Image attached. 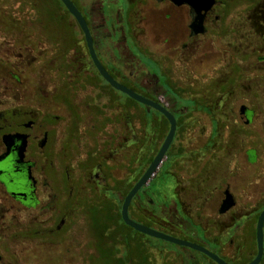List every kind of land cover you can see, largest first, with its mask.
Instances as JSON below:
<instances>
[{
  "label": "flooded vegetation",
  "instance_id": "af4514ba",
  "mask_svg": "<svg viewBox=\"0 0 264 264\" xmlns=\"http://www.w3.org/2000/svg\"><path fill=\"white\" fill-rule=\"evenodd\" d=\"M128 1L129 7L121 22L109 18L97 24L92 22L82 0H75V4L88 22L96 53L108 72L119 83L147 95L176 117V135L165 161H169L171 155L181 153L177 167L187 153L179 138L194 124L195 116L205 113L201 110L208 111L217 106L210 97H204V92L220 91L222 76L234 86L231 78L236 72L240 76L243 74L236 66L238 59L264 61V0H208L200 9L204 28L200 33L191 27L195 14L190 4L153 0L152 13L160 16L163 23L169 21L177 26L171 32L165 30L166 27L158 30L155 21L154 37L150 42L136 37L132 19L133 12L139 11V4L144 0ZM140 19L144 20V17ZM70 26L81 34L82 41L79 40L71 49L70 69H58L54 60L53 74L48 77L51 85L45 88L33 81L26 69L22 71L27 59V43L18 55L24 58L20 79H17L18 75L13 78L9 72L8 61L12 56L0 54V249H6L9 258L12 257L9 249H28L29 238L37 241L46 238L53 244H59L61 234L74 221L91 219L88 207L106 201L111 190H116V195L123 198V191L132 189L141 178V110L146 106L117 91L101 77L75 18ZM115 26H121L119 31H113ZM95 27L98 31H109L114 42L110 49L116 52L118 64L112 59L106 61L110 51L104 48L103 39H98ZM118 33L120 35L115 39L113 36H118ZM124 42H127V48ZM205 46H211L216 54L210 60H206L205 55L212 52L202 50ZM238 47H244V51L237 50ZM77 53L83 55L81 60L76 58ZM135 56L148 66L149 89L128 77L124 66H121L126 57ZM92 77L97 78L96 85H93ZM107 92H111V96L105 95L96 101L98 94ZM158 92H163L171 101L164 102L158 97ZM194 93L205 102L193 101L196 98L189 95ZM182 106L190 108L189 111L181 112ZM60 109H67L69 116L62 117L58 113ZM147 111L153 120L164 126L156 156L168 135L170 124L159 111L153 108ZM250 112L247 107L246 115L251 120ZM185 115L189 117L184 120L182 130L180 118ZM210 122L215 127L218 120L211 117ZM176 180L173 199L168 203L174 202L184 208L194 198L182 197L180 190L183 187L178 178ZM150 189L144 187L131 205L139 197L153 204L154 201L149 199L153 196ZM223 197L216 198L221 205L225 195ZM44 206L47 215L40 210ZM234 208L225 214L219 212L215 217L200 215V218L197 215L208 231L204 237L213 244L212 247L184 234L185 229L176 232L168 229V233L200 244L228 264H235L248 254L250 261L245 264H249L257 255V250L255 253L251 249H257V245L252 246L247 231L246 236L238 230L239 219L233 212ZM83 210L86 212L84 215L79 213ZM222 217L228 220L221 221ZM151 219L155 220L154 215ZM150 249L152 253L165 252L172 259L168 263L161 260L157 264H218L208 255L190 248L198 253L184 247ZM2 258L0 254V261ZM261 264H264V256Z\"/></svg>",
  "mask_w": 264,
  "mask_h": 264
},
{
  "label": "rangeland",
  "instance_id": "374dc122",
  "mask_svg": "<svg viewBox=\"0 0 264 264\" xmlns=\"http://www.w3.org/2000/svg\"><path fill=\"white\" fill-rule=\"evenodd\" d=\"M12 1L4 0L1 4L7 5L10 10H17L18 4L12 5ZM82 2L92 22L96 24L109 20V18L114 22H121L129 7L128 0H82ZM152 5L153 0H144L143 3L139 4V11L132 14L136 37L147 42H150L154 37L155 21L157 22L155 23V28L158 30L166 27L165 30L171 32L177 26L176 23L172 24L169 21H164L163 23L160 16L152 13ZM108 9L109 12H106ZM141 16L144 17V20L140 19ZM118 27L115 26L113 31H119ZM95 28L98 33V39H103L104 48L108 52L110 51V55L105 57L106 61L112 59L118 64L116 52H111L110 49L114 42L109 31L106 29L98 31L97 27ZM2 34L0 33V37H2ZM119 35L118 33V36L115 35L113 37L116 39ZM121 39H123L122 36ZM10 40H8L9 42L6 41L7 44H5L6 42L3 41V38H0V54L5 55L7 53L12 56V59L10 58L8 61V65L10 64L9 72L13 71L14 75L21 77L23 69H26L30 74L28 76L33 77V81L40 87L45 88L51 85V78L48 77L53 74L51 72L54 66L52 49L42 43L35 47L36 49L34 47L29 48L25 56V58L27 57L26 62L23 65L24 58L22 59V55L19 57L20 60L13 59V56L18 53L15 45L18 47L19 42H14L15 40L12 38ZM78 40L82 41V36L79 32ZM3 44L6 45V48L3 47ZM124 44L127 48V42H124ZM104 48L102 49L104 50ZM238 48L237 50L244 51V47ZM202 50L212 52L205 55V58L207 57L206 60H210L216 55L211 46H205ZM82 54L85 55V52L82 51ZM82 54L77 53L76 58L81 60ZM136 57H124L125 60L121 66H124V73L128 77L133 78L132 80L149 89L151 82L148 66ZM0 63H2L1 60ZM236 66L242 70L243 74L240 76L236 72L234 77L231 78L232 80L230 81L234 86L229 84L227 79L222 76L219 81L220 91L212 93L206 90L203 94L204 97H218L228 85L226 94L229 95L224 112L216 116L218 121L225 120V126L219 128L220 136L213 130L215 127H212L211 116L208 113H200L195 116L194 124H191L189 130L179 138V143L187 151L180 166L175 167L176 162L179 160L176 159V155H171L169 161H165L162 164L156 176L147 186L151 188L153 193V196L149 199H152L154 203L149 205L147 203L148 199L145 200L141 197L135 202V206L139 208V210L136 209L137 212L151 218L154 215V221L163 227V231L168 232L169 229L176 232L178 229H185L186 232L184 234L194 236L199 241H202L205 246L211 245V247L213 244L204 237L207 236L208 231L200 223L201 220L197 218H201L200 215L204 217L219 215L221 202L216 200V198H224V191L227 188L230 189L237 200V206L233 212L239 219L238 230L243 231L245 235L249 226L248 222L256 219V209L264 199V61L259 62L252 59L247 62L246 60L238 59ZM21 68L22 71H20ZM53 70L56 71V69ZM9 72L6 75H9ZM191 80L190 78L189 81L191 82ZM157 95L166 103L171 101L164 96L163 92H158ZM122 97L126 98L123 95ZM189 97L198 98L199 96L194 93L193 96L190 94ZM178 100L180 99L178 98ZM243 106L255 111L252 117L253 120L251 119V126H244L241 112ZM189 109L182 106L180 111L186 112ZM58 113L62 117L69 116L67 109H60ZM232 129L235 131L241 129L239 138H236ZM252 149L257 151V156L255 155L254 160L251 159V154H249ZM177 178L181 184L180 186L183 187L180 190L181 196L189 199L194 198L184 208L180 205H175L174 202L168 203L173 199ZM106 196L108 199H112L110 193ZM114 199L119 206H122L123 198L121 196L118 197L116 195ZM140 207L144 208L143 212H141ZM45 209L46 206L40 210L47 215L48 212ZM79 213L84 215L86 212L83 210ZM222 220L228 219L222 217ZM221 229L223 228L221 227ZM247 233L249 240L252 241V246H254L253 231L248 230ZM137 235L146 244L144 249H148V257L145 264H157L161 260L168 263L172 260L165 252L152 253V249H150L152 247H160L164 248V250L183 249L182 246L152 238L139 232L133 233V236ZM92 242L93 236L89 220L81 218L74 221L70 228L61 234L59 244H53L52 241L46 238L39 241L29 238L28 249H9L12 255L11 258L6 254V249H0V254L3 256L0 264H92V259L96 256ZM115 248L121 250V257L126 256L124 250L126 247L124 245H116ZM184 249L198 253L189 248L184 247ZM251 250L255 251V249ZM248 261H250V255L245 254L235 264H245ZM134 264L140 263L136 260Z\"/></svg>",
  "mask_w": 264,
  "mask_h": 264
},
{
  "label": "trees",
  "instance_id": "16d2710c",
  "mask_svg": "<svg viewBox=\"0 0 264 264\" xmlns=\"http://www.w3.org/2000/svg\"><path fill=\"white\" fill-rule=\"evenodd\" d=\"M3 1L4 0H0V33H3L1 35L2 37L0 38H3L4 42L10 40L11 38L15 40L14 42L18 41V47L14 44L17 48L16 51H18L17 54L22 53V50L24 49V43L28 44V49H31L32 47L36 49L35 47H38L39 44L42 43L49 49H52L53 58L57 63L58 69H70L71 49L79 40L78 32L73 30V28L70 26V24L74 21V18L66 9L62 1L13 0L12 5L18 4L17 10H10L7 5L1 4ZM72 1L76 3L75 0ZM10 45L13 46L12 44ZM16 55L13 56V59L15 60L19 58V56ZM10 74L14 78L15 75L13 71H11ZM17 79H20L19 76ZM96 80V77H92L93 85L97 84ZM105 95L111 96V92L98 94L99 98L96 99V101L99 102L101 97ZM228 95L229 94H226L225 89L220 93V96L215 97V99L210 97V100L215 101L217 106L213 109H209L208 111H205L204 109L201 111L209 113V115L215 119L218 114H223L227 104ZM144 96L148 97L147 95ZM193 101L205 102V99L196 98ZM143 108L144 109L141 110L142 131L139 177L143 175V173L146 171V168L155 158L154 156L158 151V146L161 139L160 132L164 128L163 125L152 119V115L147 111L150 110L148 107ZM254 113L255 111L251 109V119L254 116ZM188 117L189 115H185L180 118L182 130L185 127L184 120ZM252 120L249 125L244 124V126H251ZM224 122L225 120H220L215 126L218 136H220L219 128H223L225 126ZM232 131L235 133L236 138L240 137L241 129H237L236 131L232 129ZM249 154H251V159L254 160L255 155L257 156V151L252 149L249 151ZM180 155L182 154L180 153L176 155L177 160ZM130 190V188H126L123 191V201ZM109 193L112 195V199L107 198L106 201L91 205L87 208V213L91 214L89 223L93 236L92 246L96 252V256L92 259V264H134L136 260H138L140 264H145L148 257V249H144L146 244L138 238V235L133 236V233L136 231L128 227L123 222L121 217L122 206H119V204L115 202L116 200L114 199L117 191L111 190ZM123 201L121 202L122 204ZM147 203L151 205L150 201H147ZM135 205L136 204L133 203V205L130 207V215L133 219L152 228L163 231V227L152 220L149 216H145L143 213L137 212L136 209L139 210V208ZM140 208L141 212H143L142 210H144V208ZM263 210L264 199L259 203L256 209V219H252L253 221L251 220L248 222L249 226L247 231H253V241L255 242L254 246L257 245V220ZM254 223H256V225H254ZM163 232L168 233L167 231ZM116 245H124L126 247V249H124L126 256L121 257V250L116 249ZM136 247L143 249H137ZM256 250L257 249H255V253ZM252 256H254V254Z\"/></svg>",
  "mask_w": 264,
  "mask_h": 264
},
{
  "label": "water",
  "instance_id": "95a60500",
  "mask_svg": "<svg viewBox=\"0 0 264 264\" xmlns=\"http://www.w3.org/2000/svg\"><path fill=\"white\" fill-rule=\"evenodd\" d=\"M66 9L69 11V13L75 18L77 21L81 31L84 34V38L87 44V48L89 50V54L91 56V59L93 61V64L95 65L96 69L98 70L101 77L114 89L117 91H120L133 99L134 101L143 104L144 106L150 108H153L160 113H162L167 120L169 121L170 128L168 135L162 144L159 152L153 159V161L150 163L146 171L143 173L141 178L137 181V183L133 186V188L130 190V192L125 197L122 207H121V217L123 222L130 228H132L134 231L139 232L141 234L147 235L152 238L160 239L166 242H170L173 244H176L178 246L187 247L190 249H194L196 251H200L206 255H208L211 259H213L218 264H228L223 259H221L218 255L212 253L211 251L207 250L205 247L201 246L200 244L193 243L187 240H183L180 238H177L175 236H172L168 233H165L163 231L157 230L155 228H152L146 224L140 223L136 220H134L130 216V207L133 202V199L138 195V193L148 184L152 181V179L156 176L158 170L164 163L167 153L169 151V148L175 138L176 130H177V120L176 117L166 109L163 105H161L158 102H155L137 92L134 90L128 88L127 86L119 83L106 69V67L102 64L100 61L95 45H94V38L92 35V32L89 28L88 22L82 12L79 10V8L76 6V4L72 0H61ZM178 5H181L183 3H188L192 7H194V22L192 24V29L195 30L196 33L203 32V19L200 14V9L202 8V4L208 2V0H172ZM242 112V120L245 125H249L251 123L250 118L246 115L247 107L243 106L241 109ZM225 199L221 205V208L219 210L220 214H225L232 208H234L237 205V201L233 193L230 191L229 188H227L224 191ZM256 243H257V255L256 257L249 263V264H261L264 256V210L260 213L257 225H256Z\"/></svg>",
  "mask_w": 264,
  "mask_h": 264
}]
</instances>
